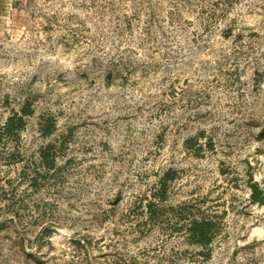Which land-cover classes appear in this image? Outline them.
Here are the masks:
<instances>
[{
  "label": "rangeland",
  "instance_id": "1",
  "mask_svg": "<svg viewBox=\"0 0 264 264\" xmlns=\"http://www.w3.org/2000/svg\"><path fill=\"white\" fill-rule=\"evenodd\" d=\"M247 163L264 0H0V264H264Z\"/></svg>",
  "mask_w": 264,
  "mask_h": 264
},
{
  "label": "water",
  "instance_id": "2",
  "mask_svg": "<svg viewBox=\"0 0 264 264\" xmlns=\"http://www.w3.org/2000/svg\"><path fill=\"white\" fill-rule=\"evenodd\" d=\"M245 184L248 188V197L251 202L255 204L256 207L264 206V188L256 181L252 171L251 165L247 163L246 169V181Z\"/></svg>",
  "mask_w": 264,
  "mask_h": 264
},
{
  "label": "trees",
  "instance_id": "3",
  "mask_svg": "<svg viewBox=\"0 0 264 264\" xmlns=\"http://www.w3.org/2000/svg\"><path fill=\"white\" fill-rule=\"evenodd\" d=\"M9 121L11 122V119H9ZM18 121H20V119H18ZM173 175H174V172L170 171V172H168L166 177H172ZM205 225H207V223H205L203 221H199V222L194 221L193 222V226H194L193 229L197 230L198 233H200V234H202V236H204L206 233V228L204 227Z\"/></svg>",
  "mask_w": 264,
  "mask_h": 264
}]
</instances>
